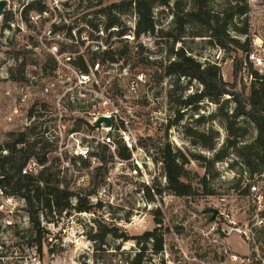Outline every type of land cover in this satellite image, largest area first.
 I'll return each mask as SVG.
<instances>
[{"label": "rangeland", "instance_id": "obj_1", "mask_svg": "<svg viewBox=\"0 0 264 264\" xmlns=\"http://www.w3.org/2000/svg\"><path fill=\"white\" fill-rule=\"evenodd\" d=\"M30 1L9 0L0 14V144L10 140V132L33 125L31 122L35 118L29 117L30 108L34 104H38V108L42 105L45 111L37 116L33 136L45 146L48 161L61 160L70 188L87 196L97 206L91 212L71 209L62 215H47L40 210L37 226L28 213L30 206L39 207L37 198L30 205L19 199L16 208L10 204L0 205V263L114 264L120 248L123 245L133 248L134 243L144 241L138 236L147 230H157L171 246L176 243L192 246L204 256L203 250L209 238H213L206 234L215 226L223 235H232L234 250L247 253L249 248L234 229L236 227L221 215L217 217V225L210 223L212 214L206 213L205 209L226 208V213L237 222L245 221L252 211L247 184L256 182L264 191L263 177L252 176L231 149H227L228 157L223 160L212 163V159L234 136L243 134L242 140H252L257 134L255 126L246 119L230 117L235 107L230 95H223L219 101L205 98L198 109H194L183 106L180 101L189 94L200 92L203 88L200 82L182 77L173 89L174 76L166 77L160 83L153 78L157 66L166 65L174 59L173 52L183 47L202 64H217L223 79L233 82L234 58L245 59L246 52L237 46L225 50L211 43L207 27L195 21L185 23L184 32H181L174 11L191 8L189 0H181L179 7L174 5L176 0H171L169 6L156 5L154 32L138 39L132 33L120 38L112 36L108 44L104 42L106 33L96 32L87 24L92 10L100 7L96 6L98 0H41L48 14L32 18V14L39 12L31 10L26 19L20 15ZM104 2L107 4L110 0ZM245 4L246 14L234 15L229 20V30L242 41L250 38L252 50L264 55V0H246ZM208 7L225 18V0H208ZM7 11L14 15L10 29L3 28ZM136 19L135 12L122 18L123 23L132 28ZM94 21L103 26L102 16ZM54 24L65 27L51 32ZM71 27L77 36L74 40L67 35ZM243 29H247L246 35L239 33ZM63 43L72 47L59 51L62 55L58 60L50 53L49 46L56 44L60 49ZM109 44L114 49L128 44L131 54H123L118 63L107 61L100 66L98 63L90 65L87 73L78 68L75 61L79 57L90 64L95 48L102 46L104 49ZM138 53L156 61L151 71H144L139 65ZM22 62H26L25 69L36 72L37 93L31 103L13 113L10 106L16 88L4 76L7 72L19 74ZM141 73L144 78L138 82L137 74ZM253 83H243L246 92ZM45 86H50L46 95L41 91ZM241 86L239 83L238 88ZM6 116H12V121H5ZM102 116H110L114 124L98 123ZM199 116H205L201 123L195 121ZM232 121L235 124L231 132L228 125ZM187 128H193L192 134L194 129L211 133L215 148L204 147ZM211 138L207 136L204 142L209 144ZM167 143L189 158L186 164L190 171L188 180L196 190L191 197L178 196L168 188L159 161V149ZM122 146L128 148L130 158L119 156ZM86 148L89 149L88 157H82L88 158L91 165L83 166L81 160L73 165L70 158L74 159L80 149ZM92 152H99L107 160L98 170L96 158L90 156ZM191 154L201 157L194 159ZM66 155L69 159H65ZM205 175L206 183L203 184L200 179ZM206 190H212L214 194L207 195ZM156 216L161 218V224L156 222ZM113 227H117L119 233L129 234V239L115 238L108 233L104 244L99 239L97 243L92 240L95 234ZM262 234L258 235L257 242L264 248ZM224 245L229 254L216 252L215 261L230 257L231 250L227 243ZM226 264L236 263L229 261Z\"/></svg>", "mask_w": 264, "mask_h": 264}, {"label": "trees", "instance_id": "obj_2", "mask_svg": "<svg viewBox=\"0 0 264 264\" xmlns=\"http://www.w3.org/2000/svg\"><path fill=\"white\" fill-rule=\"evenodd\" d=\"M91 2L92 0H87ZM171 0H110L105 4L104 0H98L96 6H100L92 10V17L88 20V26L92 30L103 31L107 34L105 43L108 44L109 38L117 36L123 37L132 33L135 39L140 38L142 35L152 33L156 29L157 21L154 14V8L156 5L169 6ZM191 8L186 11L180 12L174 11L175 21L180 25V31L184 32L185 23L195 21L199 24L207 27L210 42L218 45L219 47L230 50L232 46H237L246 52L252 51V43L250 38H245L243 41L231 34L229 30V20L234 15H244L247 12L246 0H225L227 4L226 11L224 12L225 18L221 17L219 13H215L208 7V0H189ZM181 0H176L174 5L179 7ZM36 10L43 12L46 10L45 4L41 0H32L24 7L22 11V17L27 19L28 12ZM230 11V12H228ZM135 12L137 19L134 28L126 26L123 23V16L125 14ZM98 16H102L104 19L103 26H100V22H95L94 19ZM14 15L12 12H5L3 28H10V21H12ZM65 26L54 24V29L51 32H55L59 29H63ZM74 28L67 30V35L71 40L75 39L73 33ZM241 34H247V29L239 31ZM81 36V31H79ZM77 37V36H76ZM100 37V36H97ZM98 39V38H97ZM68 44L60 45L59 51H66L71 48ZM130 46L126 44L122 48L114 49L109 44L106 48L102 49L99 46L93 53L90 59V64L83 58L79 57V60L75 61L78 68L82 72H89V66L95 64L102 65L105 62L118 63L123 59L125 53L131 54ZM22 53V52H21ZM174 59L169 60L166 65L157 66L154 70L153 78L157 83L162 82L166 77H175L173 89L177 85L181 78H187L189 81L197 80L203 86L200 92L189 94L186 98L181 99L180 103L185 107H194L198 109L199 103L209 98L212 101H219L223 95H230L235 107L230 117L235 119L243 118L253 123L256 128V136L250 141L242 140V135L234 136L229 139L225 148L220 149L214 155L212 163L221 161L228 157L227 149H231L237 158L241 159V163L247 166L251 175H259L264 180V74H260L258 70L253 72L257 76V82L253 83L248 92H246V86L243 84V80L240 76V71L244 60L243 57H235L233 61V74L234 81H225L221 75V69L217 64H202L195 59L192 55H188L185 49L182 47L173 52ZM137 58L139 65L145 71H151L155 64V60H151L148 57L140 56ZM18 58V57H17ZM72 59V58H71ZM70 59V60H71ZM127 63V62H126ZM26 62H22L19 65V74H11L12 79L22 80V74L24 72ZM239 83L242 84L238 88ZM38 104H34L29 111V117L35 119L31 122L33 125L26 127L24 130L13 131L9 133L10 140L5 144L10 148V156L7 157L8 169L6 170L5 183L9 185L10 191L13 194L24 198L30 205L31 201L37 198L39 203L38 208H29V218L35 224H40L39 213L40 210L45 211L48 215H62L64 212H68L73 209L76 212H91L97 204H93L87 196H81L80 193L70 188V181L67 176L63 174L61 160L56 158L52 161H48L47 154L45 152V146L42 142L35 138L32 134V130L35 129L37 116L41 111H45L42 108L37 107ZM46 106V104H44ZM205 120V116H199L195 121L201 123ZM86 124L92 125L90 122L85 121ZM114 124L113 120L111 125ZM234 121L229 123V131L232 130ZM193 128H187L192 134ZM232 132V131H231ZM204 147L208 149L215 148L214 138L211 133H206L194 129L193 134ZM210 136L211 142L206 144L205 138ZM159 161L165 174L168 188L178 196L191 197L196 194V190L193 187L191 181L188 180L190 171L186 168V164L189 162V158L180 150H173L169 143L165 144L159 149ZM119 156L124 159L130 158V152L126 146H122L118 152ZM90 156L95 157L97 160L96 169H100L107 163L104 157L99 152H92ZM194 159H199L200 155L191 154ZM34 157L44 167L36 175H23L21 172L22 166L27 162L29 158ZM65 159H69L66 155ZM81 160L83 166H90L91 161L82 156L70 158L71 163L77 164V161ZM207 176H203L200 181L206 183ZM205 194L212 195V190H206ZM152 198V195H151ZM76 200V201H73ZM75 202V203H74ZM159 212V211H158ZM157 223H161L159 216L155 217ZM157 229V228H156ZM264 234V228L260 231ZM108 233H111L115 238L129 239V234L126 232L119 233L117 227L106 228L101 233L92 236V240L97 243V240L104 244V238ZM262 234V235H263ZM155 237V246L160 248L162 246L163 238L161 234L157 233V230H147L140 237L148 239L149 237ZM260 239V238H259ZM264 250V248H263ZM2 264V263H0Z\"/></svg>", "mask_w": 264, "mask_h": 264}, {"label": "built area", "instance_id": "obj_3", "mask_svg": "<svg viewBox=\"0 0 264 264\" xmlns=\"http://www.w3.org/2000/svg\"><path fill=\"white\" fill-rule=\"evenodd\" d=\"M47 14L48 11L44 10L41 13L32 14L31 17H40ZM20 16L22 17V13ZM10 25H13L12 21H10ZM98 48L99 46H97L95 50ZM49 51L54 54L58 60H60L62 53L59 52V48L56 44L49 46ZM68 58L71 59L70 56ZM253 69L264 72V55L252 50L247 53L246 60L242 64L240 71V76L244 83H253L257 81L258 78L253 72ZM7 73L8 74L4 76L6 77L5 79L13 82L16 88V96L10 106V112L18 113L24 106L33 101L37 93L35 84L37 75L36 72L32 70L24 69V72L21 74L23 78L18 81L12 79L9 72ZM143 78L144 73L137 74L136 79L138 82ZM51 85L53 86L54 83H51ZM41 91L44 95H46L50 91V86H45ZM12 119V116H6L5 121L10 122ZM88 152L89 149L87 148L80 149L78 155L88 157ZM10 153L9 147L5 144H0V205L10 204L12 208H16L19 199H22L23 201L26 200L11 193L9 185L5 183L6 170L8 169L6 160L7 157L10 156ZM43 167L44 165L40 164L34 157H32L29 158L22 166L21 172L23 175H36ZM247 186L249 209L252 211L246 216L245 221L237 222L231 219L230 215L226 213V208H219L218 215L224 216V219L228 220L229 223L236 227L234 229L238 231L242 241L245 242L250 249L246 255H240L235 252L231 253L230 258L235 262H240V264H264V250L257 242V237L261 231L260 229L264 227V191L256 182H251L247 184ZM210 223L217 225L218 218ZM222 231L223 233H226L225 229H222ZM209 234H211L213 238H209L208 245L203 250L204 256L192 246L183 247L180 243H176L174 246H171L167 242L165 236L161 234L163 242L160 248L155 246V237L153 236L148 239H144V241L142 240L134 243L132 245L133 248H127L123 245L120 248L119 256L114 260V264H217L215 261L216 252L220 253V255L222 253H229L228 247L224 245L228 235L225 236L220 233L216 226L212 228L206 236L209 237ZM34 261H37L36 256H34Z\"/></svg>", "mask_w": 264, "mask_h": 264}, {"label": "water", "instance_id": "obj_4", "mask_svg": "<svg viewBox=\"0 0 264 264\" xmlns=\"http://www.w3.org/2000/svg\"><path fill=\"white\" fill-rule=\"evenodd\" d=\"M8 5V0H0V14L3 13V11L5 10V7ZM111 117L110 116H102L98 119V123H102L105 122L108 126L111 125ZM206 213H211V217L209 218V222L214 221L218 214H219V209L215 208V207H208L205 209Z\"/></svg>", "mask_w": 264, "mask_h": 264}, {"label": "crops", "instance_id": "obj_5", "mask_svg": "<svg viewBox=\"0 0 264 264\" xmlns=\"http://www.w3.org/2000/svg\"><path fill=\"white\" fill-rule=\"evenodd\" d=\"M231 236L232 235H229V236H227L226 237V243H227V245L229 246V249L231 250V253H233V252H235V253H238L236 250H234L233 249V246L231 245ZM248 246V245H247ZM249 251H250V249H249ZM248 251V252H249ZM248 252L247 253H244V254H240V253H238V254H240V255H246V254H248ZM229 254V253H228ZM228 258V259H227ZM232 262V263H236V264H240V262H235V261H233L229 256H226L225 258H222V257H220V259L218 260V261H216L218 264H226V263H228V262Z\"/></svg>", "mask_w": 264, "mask_h": 264}]
</instances>
